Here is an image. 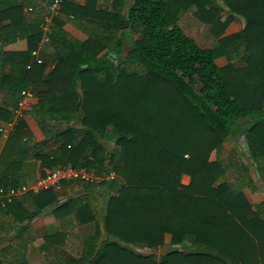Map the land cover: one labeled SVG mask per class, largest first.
I'll list each match as a JSON object with an SVG mask.
<instances>
[{
  "label": "trees",
  "instance_id": "16d2710c",
  "mask_svg": "<svg viewBox=\"0 0 264 264\" xmlns=\"http://www.w3.org/2000/svg\"><path fill=\"white\" fill-rule=\"evenodd\" d=\"M52 1L0 0V123L29 91L44 137L34 141L17 119L0 190L21 186L33 160L41 177L66 166L95 177L61 182L107 197L75 264H264V201L245 195L264 194V0H63L42 43ZM188 12L209 27L211 47L183 32ZM235 21L239 32L222 37ZM30 195L32 211L0 200V264H25L29 224L56 201L52 190ZM82 201L54 212L91 213ZM167 235L172 250L147 253Z\"/></svg>",
  "mask_w": 264,
  "mask_h": 264
},
{
  "label": "crops",
  "instance_id": "0c3cea01",
  "mask_svg": "<svg viewBox=\"0 0 264 264\" xmlns=\"http://www.w3.org/2000/svg\"><path fill=\"white\" fill-rule=\"evenodd\" d=\"M238 22L240 21H237V23ZM239 24L240 27H242V24ZM233 25L234 22H232L228 28H231ZM69 30L71 31L72 29ZM73 35L76 36L78 33L73 31ZM220 59L223 58L217 59L216 64ZM225 65L218 66L222 67ZM0 101L4 102L5 105H8V101L2 100V96H0ZM16 108L10 122L0 123V155L14 128L15 122L19 118H23L26 122L34 141L40 142L44 138L29 112L30 106L22 111L21 117H17V114L15 115ZM21 175V185H34L36 180L41 177L40 163L35 160L25 162L21 168ZM182 184H189V178L187 176H183ZM52 191L56 198L53 207L51 206L52 208L48 207L44 209L43 213L32 220L29 224L28 231L34 239L25 246V264H75V261L81 253L84 239L87 236L94 234L95 222L100 220L107 199L105 193H97L92 189L84 190L77 184L59 185V187ZM256 193L258 192H255L254 194ZM259 195L260 194L253 195L251 198L246 195V197L249 203L254 205L264 201L260 200ZM17 199L28 211H32L33 200L30 193L21 195ZM69 199H81L83 200L82 204L87 202L94 219L92 221L89 219L91 214L89 212L84 213L82 217H79L77 210L70 211L67 208L54 212L55 207L62 205ZM169 242L170 236L167 235L165 238V245L168 243L167 247L169 246ZM6 245L7 243H3L2 247H5Z\"/></svg>",
  "mask_w": 264,
  "mask_h": 264
},
{
  "label": "built area",
  "instance_id": "2783aa9c",
  "mask_svg": "<svg viewBox=\"0 0 264 264\" xmlns=\"http://www.w3.org/2000/svg\"><path fill=\"white\" fill-rule=\"evenodd\" d=\"M62 2L63 0H53L47 8V15L44 16L43 21L40 25V29L42 31V43L46 42L48 39L47 36L50 33L51 20L53 17L59 14ZM32 55L35 58L36 64H41L42 60L39 56V52L34 51ZM32 98L33 95L31 94V92H21V99L19 100L15 111V115L17 114V117H21L22 111H24L26 108H29V103ZM95 180L96 178L92 175H89L83 171H77L70 166L57 167L53 169L48 175L38 178L34 185L28 187L21 185L6 192L0 190V200L3 204L6 201L10 202L12 199H17L19 196L27 193L38 194L40 192L53 190L59 187V185H61V182L63 181L93 183Z\"/></svg>",
  "mask_w": 264,
  "mask_h": 264
},
{
  "label": "rangeland",
  "instance_id": "374dc122",
  "mask_svg": "<svg viewBox=\"0 0 264 264\" xmlns=\"http://www.w3.org/2000/svg\"><path fill=\"white\" fill-rule=\"evenodd\" d=\"M243 24V21L240 22H234V25L231 28H228L225 32V34L222 37H226L232 34H235L239 31L240 24ZM179 25L182 28L183 32L189 36L190 38H192L196 44H198L199 47L201 48H206V47H210L213 43H214V38L212 37L209 28L207 26H205L204 24L202 25V23L198 22L194 16L192 15L191 12L186 13L185 15H183L180 18L179 21ZM128 45L126 46L128 48ZM218 65H225L226 61L223 59H220L217 61ZM132 69V66L129 67V70ZM14 114V111H13ZM12 133V132H11ZM236 145V149L241 152V160L243 163L247 164L248 166L251 165V159L249 154L247 153V148H246V143L244 141L243 138L238 139L235 142ZM224 147L227 148V150H229L231 148V146L227 143L224 144ZM251 176L253 177V180L255 182L256 185H260L259 179L257 177V175L255 174V170L253 168V166L251 165V168L249 169ZM232 177L231 174L227 175V178ZM27 186V185H24ZM28 187V186H27ZM29 194V193H27ZM245 194L251 198L253 195L256 194H260V200H264V194H262L261 191H259L258 193L254 194L252 193L250 196V192L248 190L245 191ZM168 245V243H167ZM167 245L163 246L160 249L155 250L153 253L147 251L148 254H154L156 256L157 259H160L162 256H164L166 254V252L172 250V248L167 247ZM140 251V250H139ZM143 253V251H140Z\"/></svg>",
  "mask_w": 264,
  "mask_h": 264
}]
</instances>
